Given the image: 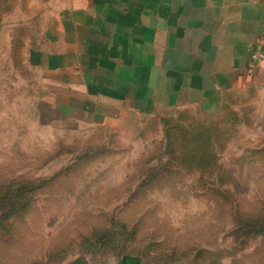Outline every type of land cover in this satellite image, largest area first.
Listing matches in <instances>:
<instances>
[{"label":"rangeland","instance_id":"rangeland-1","mask_svg":"<svg viewBox=\"0 0 264 264\" xmlns=\"http://www.w3.org/2000/svg\"><path fill=\"white\" fill-rule=\"evenodd\" d=\"M51 2L0 0V264H264V60L214 114L53 113Z\"/></svg>","mask_w":264,"mask_h":264},{"label":"crops","instance_id":"crops-1","mask_svg":"<svg viewBox=\"0 0 264 264\" xmlns=\"http://www.w3.org/2000/svg\"><path fill=\"white\" fill-rule=\"evenodd\" d=\"M49 17L38 66L57 114H214L264 53V0H52Z\"/></svg>","mask_w":264,"mask_h":264},{"label":"built area","instance_id":"built-area-1","mask_svg":"<svg viewBox=\"0 0 264 264\" xmlns=\"http://www.w3.org/2000/svg\"><path fill=\"white\" fill-rule=\"evenodd\" d=\"M252 62H260L264 60V53L261 51L253 52L251 55Z\"/></svg>","mask_w":264,"mask_h":264}]
</instances>
